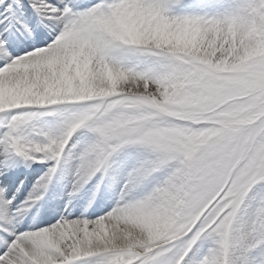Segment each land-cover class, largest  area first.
<instances>
[{
    "label": "snow or ice",
    "instance_id": "6c2138e0",
    "mask_svg": "<svg viewBox=\"0 0 264 264\" xmlns=\"http://www.w3.org/2000/svg\"><path fill=\"white\" fill-rule=\"evenodd\" d=\"M0 264H264V0H0Z\"/></svg>",
    "mask_w": 264,
    "mask_h": 264
}]
</instances>
